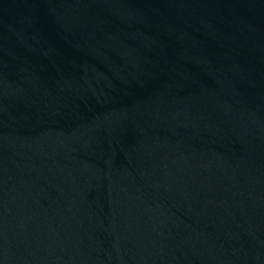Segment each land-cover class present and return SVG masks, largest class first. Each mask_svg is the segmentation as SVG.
Masks as SVG:
<instances>
[{
	"label": "water",
	"instance_id": "obj_1",
	"mask_svg": "<svg viewBox=\"0 0 264 264\" xmlns=\"http://www.w3.org/2000/svg\"><path fill=\"white\" fill-rule=\"evenodd\" d=\"M0 264H264V0H0Z\"/></svg>",
	"mask_w": 264,
	"mask_h": 264
}]
</instances>
